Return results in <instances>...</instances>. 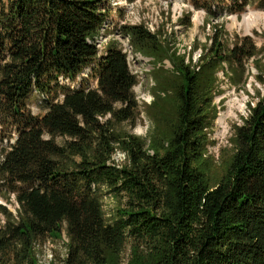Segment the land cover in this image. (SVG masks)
<instances>
[{"label":"trees","instance_id":"16d2710c","mask_svg":"<svg viewBox=\"0 0 264 264\" xmlns=\"http://www.w3.org/2000/svg\"><path fill=\"white\" fill-rule=\"evenodd\" d=\"M188 1L209 24L210 4L222 0ZM103 3L0 0V190L19 205H0V261L39 264L38 242L64 235V264H264V90L233 126L221 169L207 149L224 80L239 88L254 76L264 86V45L213 25L182 53L168 15L154 31L119 25L152 65V124L137 135L121 126L138 116L137 77L118 38L99 45L111 17ZM246 6L264 9V0L228 10Z\"/></svg>","mask_w":264,"mask_h":264},{"label":"rangeland","instance_id":"374dc122","mask_svg":"<svg viewBox=\"0 0 264 264\" xmlns=\"http://www.w3.org/2000/svg\"><path fill=\"white\" fill-rule=\"evenodd\" d=\"M103 2L106 8L111 9V17L108 18L105 27L106 30L103 37L99 40V45L101 43L105 44V41L111 36H115L122 42L124 48L128 50L127 57L130 61L129 66L137 77V84L133 90L140 108L135 122H125L121 126L137 135L145 136L152 124L151 118L145 112L146 105L153 100L151 88L154 85V81L150 74L152 65L149 63L148 58L131 51V48L127 45L128 39L122 38L116 32V28L119 25L123 23L142 22L150 30H156L168 15L172 22L167 24V29L168 31L172 29L175 31L178 42L177 46L182 53L189 51L197 40L200 43H204L212 31L213 25H222L230 36L235 33L239 35H250L257 46L264 45V9L246 6L245 10L239 14L229 12L228 9L234 6L235 3H240V0L237 2L235 0L212 2L210 7L214 11V15L209 17V24L206 23L207 10L205 8H194L188 0H136L133 3H129L127 0L125 2L122 0H103ZM186 12H190L188 18L190 23L180 24L179 19ZM249 14V19L243 22L244 17ZM129 51L131 52L128 53ZM200 52V49L194 52L193 57L195 60L200 56ZM165 66L166 68L170 67V64L166 61ZM249 69L252 74H256V70L252 64L249 65ZM88 74H90V69L84 70L78 78V81L86 78ZM219 76L222 80L224 79L222 72H219ZM87 82L94 86L96 79L89 77L87 78ZM221 89L223 92L214 98L218 108V114L208 133L211 142L207 147L208 155L210 156L209 160L216 171L219 168L221 169L224 164L223 160L231 154L230 137L233 132V126L235 124H241V118L248 114V104L255 102L256 89L263 91L264 86L256 81L254 76H251L245 86H240L239 88L230 86L225 79L221 85ZM30 108L33 113H40L39 99L32 100L30 102ZM229 110H231V113L228 114ZM222 115L224 116V122L220 124L218 119ZM56 140L58 143L62 142L60 137ZM113 159L115 162H121L124 157L121 152H117ZM0 205L6 207V209L13 213H16L19 207L13 195L9 196L6 191L1 192V190ZM114 206V201L109 196L106 197L104 200V209L108 215L112 212ZM4 223L5 216L0 212V227ZM64 241H66L64 235L62 239H51L49 237L41 239L36 246L38 263L64 264L66 257ZM127 255L128 252L126 251L124 259L127 258ZM1 261L0 264H4ZM9 264H15L12 257H10Z\"/></svg>","mask_w":264,"mask_h":264},{"label":"bare ground","instance_id":"6f19581e","mask_svg":"<svg viewBox=\"0 0 264 264\" xmlns=\"http://www.w3.org/2000/svg\"><path fill=\"white\" fill-rule=\"evenodd\" d=\"M249 16H250V14H249V15H246V16L244 17V21H243V22H246V21L249 19ZM252 17H253V16H252ZM229 113H231V110L228 111V114H229ZM218 122H219L220 124H222V123L224 122V116H223V115L219 117ZM139 131H141V129H139Z\"/></svg>","mask_w":264,"mask_h":264},{"label":"built area","instance_id":"2783aa9c","mask_svg":"<svg viewBox=\"0 0 264 264\" xmlns=\"http://www.w3.org/2000/svg\"><path fill=\"white\" fill-rule=\"evenodd\" d=\"M118 1H119V0H118ZM122 1L125 2L126 0H122ZM118 3H119V2H118ZM151 31H154V30H151ZM101 38H102V37H101ZM105 42H106V41H105ZM127 45H128V47L131 48V46H130L129 44H127ZM124 51L127 52V51H128L127 48H125ZM131 51H132V48H131ZM131 51H129L128 53H130ZM129 62H130V61H129V58H128V63H129Z\"/></svg>","mask_w":264,"mask_h":264}]
</instances>
